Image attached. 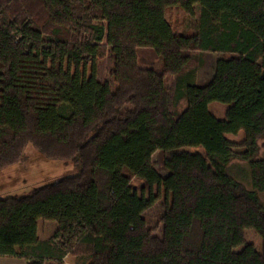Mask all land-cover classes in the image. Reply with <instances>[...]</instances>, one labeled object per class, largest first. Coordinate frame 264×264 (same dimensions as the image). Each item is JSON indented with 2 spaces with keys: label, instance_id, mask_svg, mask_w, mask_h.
<instances>
[{
  "label": "trees",
  "instance_id": "obj_1",
  "mask_svg": "<svg viewBox=\"0 0 264 264\" xmlns=\"http://www.w3.org/2000/svg\"><path fill=\"white\" fill-rule=\"evenodd\" d=\"M149 49L158 60H148ZM111 50L112 80L80 64ZM217 51L197 84L198 52ZM162 60V63H161ZM176 74L174 92L165 81ZM114 84V86H113ZM133 100L129 121L103 133ZM227 105L221 118L211 103ZM240 141L228 138L240 131ZM264 0H0V170L29 144L73 175L0 196V254L32 264H264ZM200 145L152 163L158 148ZM238 161L245 162L241 167ZM164 191L159 230L131 175ZM39 218L55 220L46 238Z\"/></svg>",
  "mask_w": 264,
  "mask_h": 264
},
{
  "label": "rangeland",
  "instance_id": "obj_2",
  "mask_svg": "<svg viewBox=\"0 0 264 264\" xmlns=\"http://www.w3.org/2000/svg\"><path fill=\"white\" fill-rule=\"evenodd\" d=\"M142 56L148 60H158V56L153 54L149 49L142 51ZM220 57L217 51L198 52L193 59L192 65H197V84L204 85L212 78L214 73L216 60ZM48 66L57 67L58 69L67 73H74L79 71L83 78H86L90 73L94 72L96 76L104 80H112L111 70L114 67V58L111 50L102 56L93 58L87 62L74 64L69 58L51 60L44 59ZM162 63V60H161ZM176 74H168L165 81L170 87V94L174 92V81ZM114 86V84H113ZM210 108L216 113L218 117L224 118L227 105L224 103H211ZM133 112V100L129 101L121 110L119 118L107 125L103 133H107L110 129L120 128L125 125ZM244 136L241 130L237 135L228 134L227 137L233 140L240 141ZM261 154H264V139L260 140ZM200 151L204 153V148L200 145H182L174 148H158L154 151L152 156V163L165 175L168 172L167 161L176 154L191 153ZM241 167H246L245 162L238 161ZM79 170L78 166L64 160L50 159L45 157L34 145L29 144L24 152L23 158L9 167L0 170V196L5 195H19L23 191H27L40 185L54 182L64 176L73 175ZM131 182L139 194L148 197L153 195L155 201L153 205L144 212L147 218V224L155 231L159 230L161 225L160 216L164 208V191L157 185H149L144 180L133 177L131 172ZM57 228L55 220L39 218L37 220V233L40 238H46ZM245 237L247 242H252L255 247L264 255V236L259 234L255 228H245ZM72 256L66 258V264H74Z\"/></svg>",
  "mask_w": 264,
  "mask_h": 264
},
{
  "label": "crops",
  "instance_id": "obj_3",
  "mask_svg": "<svg viewBox=\"0 0 264 264\" xmlns=\"http://www.w3.org/2000/svg\"><path fill=\"white\" fill-rule=\"evenodd\" d=\"M0 264H32L23 257L0 254Z\"/></svg>",
  "mask_w": 264,
  "mask_h": 264
}]
</instances>
